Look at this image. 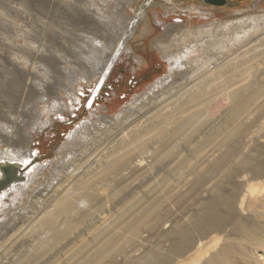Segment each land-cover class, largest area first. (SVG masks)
I'll list each match as a JSON object with an SVG mask.
<instances>
[{"label":"rangeland","instance_id":"374dc122","mask_svg":"<svg viewBox=\"0 0 264 264\" xmlns=\"http://www.w3.org/2000/svg\"><path fill=\"white\" fill-rule=\"evenodd\" d=\"M229 2L232 4L230 7H213L191 0H0V150L5 153L0 160L19 161L24 165L32 162V168L26 173L27 180L12 186L0 197V264H10L13 259H18V264H23L20 260L29 251L31 240L22 237L8 255L4 256L10 239L15 234H24L22 230L29 226L32 216L39 212L51 211L57 205L66 192L64 188L71 179L69 175H74L80 162L92 159L93 151L104 144L108 136L124 121L136 115L137 111L142 110L151 100L166 95L178 86H186L189 78L192 79L200 71L198 68L215 59L218 55L212 46L215 39L221 40V43L225 39L228 40L226 43L228 49L235 44L230 58L240 55L236 62H231V65L226 67L227 70L239 65L237 61L244 58L245 61L250 58H262L257 69L254 67L248 74L264 75L262 70L264 23L259 21L264 17V0H230ZM169 7L174 8L171 13L177 14L180 18L166 19V10ZM96 16H100L107 23H97V25L94 23ZM229 23H240L244 29L237 31V34L226 31L224 26ZM121 24L130 25L129 33L121 31ZM94 28L104 30L111 35L104 36L101 30L97 32ZM207 29L214 34L211 38H204L198 43L185 35L186 30ZM243 31L246 33L245 37ZM193 35L196 36V33ZM238 36H240L239 40H237ZM117 38L120 39V47L107 59L108 70L105 76L98 79L97 76L86 73L80 63L99 52L105 55ZM178 39L187 41V44L175 45L174 42ZM161 45L167 48L163 49ZM182 51H189L192 54L191 58L186 59L179 67L173 66L171 55H177ZM57 69H62L64 73L59 74ZM223 74L224 72L220 71L219 74L205 77L212 83L217 80L218 84L215 86L219 87L221 83V89L218 91L226 88L225 93L219 96L223 106L208 117V125L213 128L212 131L219 127L225 115L234 108L235 102L233 103L234 100L226 96L227 93L239 87L236 85L230 88V84L227 85L228 87H221L222 82H219V77ZM57 76H59L58 80L55 79ZM70 78L73 83H70ZM202 81L203 79L200 82ZM44 82H49L52 90L49 91V87L46 86V93L41 95L37 93V89L40 83L46 85ZM55 97L59 98L58 101L64 110L51 115L47 110L50 109ZM253 109L255 110L256 106L251 107L244 115L248 118L249 124H245L241 134L239 133L241 136L257 133L259 121L264 122L263 119H259L257 109L252 111ZM34 111H37L36 117L32 113ZM46 115H49L47 125L43 124L47 122ZM43 118H46V122ZM250 119L254 122H250ZM217 121H220L219 124ZM35 123L38 127L33 131ZM224 130L226 129L222 132L219 130L213 135L214 138L212 136L207 139L203 144L202 153H241L238 141L243 140L240 135L236 134L232 140L227 134L228 130L227 132ZM21 131L32 133L29 142H18ZM98 141H101L100 144L95 146ZM262 141H264V132ZM251 143L255 168L233 164L232 173L220 170L204 174L197 170L195 165L197 160L189 156V152L181 147L182 152L183 150L185 152L181 153L189 157L186 166H193L191 172L188 171L189 174H186L185 170H182L183 175L168 173L167 170L173 164L171 163V166L153 167L146 178L134 174L129 181L123 182L124 184L120 181L117 187L114 182L105 185V188L104 185L98 186L100 194H109L107 196L110 197L109 200L107 199V203L104 202L102 205L85 203L81 206V210L78 208L72 221L76 222L80 237L73 245L66 249L64 246L60 252L51 256L50 264H64L61 260H64L65 250L78 244L79 241L85 242L102 224L119 216L120 211L135 199L141 198L144 206L151 205L153 199L145 196L143 191L153 182V185L160 187L174 186L183 189L177 197H172L169 203L163 205L160 215L152 223L153 227L141 231L140 242L126 245L117 260L120 264H128L133 259L131 256L136 255L145 259L147 256L156 257L162 251L177 256L176 252H171V248L174 242L173 233L179 226L196 220L206 213L216 195L224 198L235 195L239 191V186L233 181L236 175H246L258 181L262 179L258 176L259 167L256 165L264 164V143L258 145L253 141ZM194 144L199 143L196 141ZM19 148L23 149L25 154L21 155L25 157L13 155ZM149 155L150 157L145 155L143 159H148L150 163L144 161V164L146 162L145 165L154 166V155ZM213 162L214 160L205 169H211ZM159 178L164 179L162 181ZM134 179L136 180L134 188L121 189ZM235 216L234 206L219 204L215 219L217 222L214 220L212 226L203 225L204 234H197L190 239V242L195 241L196 238L200 239V242H205L206 238V241H209L213 236H217L216 244L210 246L209 254L205 253L206 258L202 257L203 260L199 264H206L226 241L233 244L229 255L232 256L229 258L232 264H264L263 252L257 244H254L255 235L252 237V234L245 233V229L250 224L246 222L245 225V222L241 221L238 223L240 228L233 233L229 229L227 222L229 224ZM130 217L129 215L126 218ZM246 238L249 239L248 242ZM63 244L59 247L61 248ZM245 255H248L250 260ZM178 259L181 260L183 257ZM257 259H261V262ZM239 260H242L241 263ZM39 264H43L42 261Z\"/></svg>","mask_w":264,"mask_h":264},{"label":"bare ground","instance_id":"6f19581e","mask_svg":"<svg viewBox=\"0 0 264 264\" xmlns=\"http://www.w3.org/2000/svg\"><path fill=\"white\" fill-rule=\"evenodd\" d=\"M259 21L264 23V17L260 18ZM94 23L103 24L107 22L105 20H102L100 16H96L94 19ZM120 28L123 33H129L130 25L121 24ZM95 29L98 32L99 29L94 28V30ZM224 29L226 31H230L237 34V31H239L240 29L243 30L244 28L243 25L240 23H229L224 26ZM100 32L104 36L111 35L108 32L105 33L104 30H101ZM195 33L196 36L193 35ZM212 34L214 33L210 29L185 31V35H188L189 38L194 39V41H196L197 43L199 41H202V39L204 38H211ZM243 36H246V33L244 31ZM239 39L240 36H238L237 40ZM227 42L228 40L226 39L225 41H223V43H221V40L216 41L215 39L214 45H211L213 46L214 50L218 53V55L215 59L209 58L211 59V61H209L207 65L203 67L201 66V69L198 68L200 71H198V73L192 79L189 78L190 80L188 81V83H186V86H183V84V87L178 86L181 88L176 89L178 88L176 87L166 95H163L158 99L151 100L142 110L137 111L136 115L132 116V118L124 121L122 124L120 123V127H118L115 132L111 133L108 136V139L104 144L99 145L101 141L96 142L95 146H99L93 151L94 154L90 153L93 154L91 156L92 159H89V161L86 160L87 162H80L74 175H69V178L71 179L69 180L68 185H66V187L64 188V191L66 192L62 196V198H60V200L57 202V205L51 211L48 210L44 212H39L35 216H32L30 218L32 219V221H29L28 219L29 226L26 227V229L22 230L24 234H15L10 239V241L8 242L9 246L4 252V256H7L13 246L19 241V239L24 237V239H30L31 243L29 251L20 261H22L23 264H32L33 261H35L34 264H39L41 261L43 264H50L51 256L60 252L64 246V249H66L71 244L73 245V243H75V241L79 239L80 236L77 232V224L76 222L72 221L73 215L78 210V208L79 210H81V206H84L85 203L86 205H102L104 202L107 203V201L109 200L108 198L110 197H107L109 194H100L98 186L104 185L103 188H105V185L114 182L116 183L115 187H117V184L120 181L122 183L127 182L134 174H138L139 176H145L146 178V176L148 177L149 173H151V169H153V167H163L166 165L171 166V163L173 164L167 170L168 173L181 175L183 172L182 170H185L186 174H189V172H191L190 169H192L191 167L193 166H186L188 164L189 157L182 154L184 150L182 152L181 147L185 148L189 152V156L197 160V164H195L197 165L196 168L198 171L204 172V174H207L211 171L215 172L220 170L229 171L230 173H232L234 171L233 164H239L241 166L253 168L255 165V156L251 153V142H255L256 145L262 142L264 143V141H262L264 132V122L259 121L260 125L258 126L259 130L257 133H253L251 135L245 134L246 136H241L240 132L244 129L245 124L248 123V118L246 116L244 117V115L251 107L256 106L259 119L264 120V75L256 76V74L254 73V75L248 74L249 70H252L254 67L256 68L257 65L261 63L262 58H250L247 61H245L244 58L242 60L237 61V63H240L239 65L234 66V68L232 69L228 68L227 70L226 67H229L231 65V62H236V60L240 56L239 55L230 58L231 51L234 49L235 44H233V46L228 49L226 45ZM174 43H176L175 45L178 46L181 44L186 45L187 41L178 39V41ZM118 47H120L119 38L114 41V43L111 45L110 49L107 50L108 52H106L105 55H102V53L99 52L98 54H94L91 57L85 58L86 62L84 60L82 62L81 60L83 64L80 63V65L83 67V70L86 73L93 74L97 76L98 79H100L105 76L106 71L108 70L106 62L107 59L110 57V55L116 52V49ZM161 47L163 49L167 48L165 45H161ZM204 48L206 47L204 46ZM164 53H166V50H164ZM191 56L192 54H190L189 51H182L178 52L177 55H171L170 59L173 61V66L179 67V65L184 64V61H186V59H190ZM204 60L206 59L204 58ZM262 70H264V68H262ZM220 71L224 72V74L219 77L220 80L218 79L219 82H222L221 87L224 88L228 84H230V88L236 85H239V87L228 92L227 95L225 94L226 96H229L234 100L232 101L233 103L235 102L234 108L229 110V113L225 115L224 120L221 124H219L220 121H217L219 127L212 131L213 128L211 129L210 125H208V117L212 113L217 112L223 106L222 99H220L219 96L220 94L225 93L224 90L226 88L222 89L223 91H218L219 89H221V83H219V87L215 86L218 84L216 83L217 80L212 83L207 81L205 77L209 78L210 75L213 76V74L215 73L219 74ZM58 73L63 74L64 71L61 69L58 70ZM258 78L260 79V81H258ZM55 79L58 80L59 76H57ZM202 79L203 81L200 82ZM69 81L70 83H73L71 78L69 79ZM41 82H43V80ZM44 83H46V85L38 83L39 89H37V93L41 95L46 93V86L49 87V91L51 89V84L49 82V84L47 82ZM225 95H223V97H225ZM143 99H145V97ZM58 100L59 98L55 97L53 104L50 105V109L47 110V112H50L51 115L53 113H58L64 110L62 104ZM255 110L253 109L252 111ZM32 113L35 117L37 116V111H34ZM47 117V122L46 118H43V120L46 122L43 124H48L49 115ZM251 119L250 122L253 123L254 121H251ZM210 120L212 121V119ZM35 124H33V131L38 127V124ZM249 127L247 126V128ZM223 129H226L224 130L226 132L228 130L227 134H229V138H232L236 134L240 133V138L243 140L242 142L240 140L238 141V144H240L239 146L241 147V153H202V147H204L203 144H205L207 139L209 140L210 137L212 138V136L218 133L219 130L222 132ZM31 134L32 133L30 132L24 133L21 131L19 133L18 142H29L32 137ZM201 136L204 139L201 138ZM233 138L232 140H234ZM196 141H198V145L194 144ZM224 141L227 142V140ZM218 142H220V140ZM21 154L25 153L23 152V149L19 148L13 155L25 157V155ZM149 154L154 155V166L145 165L150 162L148 161V159L144 160L143 157L145 155H148L150 157ZM4 156L5 153L1 152L0 150V157ZM213 160L214 162L212 168L205 169L206 166H208V164L211 163ZM144 161L148 162H145L144 164ZM185 166L187 168H185ZM256 167H259L258 176L262 178H260L261 180L258 181L257 179L250 178L246 175H236L233 181L237 186H239V191L235 195L229 196L228 198L216 195L214 198V202L209 206L206 213L199 216V218H197L196 220H193L185 225L179 226L174 231V242L171 241L173 242L171 252H176L177 256H173V254L168 252L164 253L163 251L159 252L158 256L156 257L147 256L145 257V259L135 255L134 257L131 256L133 259H130L131 261L129 260L130 262L128 264H199L201 260H203L202 257H205V253L209 254L208 250L209 248H211L210 246L216 244L217 236H213L212 239L209 241H206V238L205 242H200V239H197L196 237L195 241L190 242V239L193 236L202 233L203 225H213V222L218 214V205L221 203H225L230 206L232 205L235 208V219L232 221L230 220L229 224L227 222V225L232 231V233L237 228H240L238 226L239 222H245V225L246 222H248L250 225L248 224L249 227L245 229V233L250 235L252 234V237L253 235H255L254 244H257L259 249H261V252H263L262 256H264V164L256 165ZM190 176L192 178V175ZM127 184V186L121 187V189L128 190L134 188L133 186L136 184V180H131ZM153 184H151V186H147L143 191L145 196L153 199L151 205L144 206L141 198L135 199L133 202L130 203L129 206L123 208L120 211L119 216L102 224L96 231H94L89 236V238L85 242L79 241L78 244L74 245L73 247H70L68 250H65L63 257L64 260L61 261H64V264H120L117 258L121 256L123 248L126 245H134L140 242L141 231L143 229L152 228V223L155 222V218H158V216L160 215L163 209V205L165 203H169L172 197H177L183 189L176 188L174 186L160 187L158 185ZM161 185H163V182ZM129 215L131 217L126 218ZM219 219L221 220V218ZM215 222L217 221L215 220ZM243 231L241 232L243 233ZM244 236H246V234ZM248 241L249 239L247 240V242ZM62 244L63 246L60 248L59 246ZM232 245L233 244H231L229 241H226L223 245H221L216 255L213 254L214 256L210 260L207 259L208 262H206V264H232L229 259L232 258V256L229 257L231 250L233 249H231ZM247 256L248 255H245V257ZM180 257H183V259H178ZM247 259L249 258L247 257ZM258 260L259 259H257V261ZM241 261L239 263H241ZM10 264H18V259H13L12 263Z\"/></svg>","mask_w":264,"mask_h":264},{"label":"water","instance_id":"95a60500","mask_svg":"<svg viewBox=\"0 0 264 264\" xmlns=\"http://www.w3.org/2000/svg\"><path fill=\"white\" fill-rule=\"evenodd\" d=\"M200 1L213 7H230V0H191ZM32 168V162L25 165L19 161L0 160V197L14 185L27 180L26 173Z\"/></svg>","mask_w":264,"mask_h":264},{"label":"built area","instance_id":"2783aa9c","mask_svg":"<svg viewBox=\"0 0 264 264\" xmlns=\"http://www.w3.org/2000/svg\"><path fill=\"white\" fill-rule=\"evenodd\" d=\"M172 7H173V6H172ZM172 7L167 8V10H166V12H167V16H166L165 18H166V19L169 18V17H178V18H180L179 16H177V14H176V15H173V13H171L172 11L175 10V9L172 8ZM183 16H185V15H183Z\"/></svg>","mask_w":264,"mask_h":264},{"label":"flooded vegetation","instance_id":"af4514ba","mask_svg":"<svg viewBox=\"0 0 264 264\" xmlns=\"http://www.w3.org/2000/svg\"><path fill=\"white\" fill-rule=\"evenodd\" d=\"M232 5V4H231Z\"/></svg>","mask_w":264,"mask_h":264}]
</instances>
